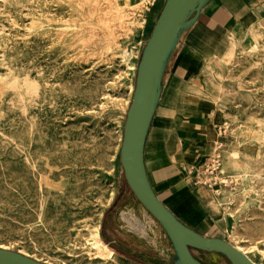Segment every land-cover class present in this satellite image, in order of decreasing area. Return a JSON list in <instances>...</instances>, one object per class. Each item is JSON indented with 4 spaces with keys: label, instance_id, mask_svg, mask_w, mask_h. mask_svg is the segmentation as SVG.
Returning a JSON list of instances; mask_svg holds the SVG:
<instances>
[{
    "label": "rangeland",
    "instance_id": "1",
    "mask_svg": "<svg viewBox=\"0 0 264 264\" xmlns=\"http://www.w3.org/2000/svg\"><path fill=\"white\" fill-rule=\"evenodd\" d=\"M164 2L0 0V248L44 264H104L90 261L86 243L90 228L99 225L113 250L103 232L110 219L113 231L120 228L137 246L160 251L164 264H173L162 226L131 194L120 160L137 67ZM117 6L127 11L124 21L115 18ZM133 19L140 22L135 29L128 22ZM262 47L227 62L213 60L224 85L225 116L220 105L200 108L217 130L226 126L223 150L228 140L251 156L249 179L237 184L222 177L226 183L215 197L226 220L218 234L255 264H264ZM185 49L186 42L172 65L162 107L185 92L180 87L188 93L196 82L184 86L183 73L176 72ZM206 70L196 78L210 77ZM223 188L232 194L227 209ZM118 193L126 197L113 212ZM194 254L205 264H231L218 254ZM114 256L111 264H129Z\"/></svg>",
    "mask_w": 264,
    "mask_h": 264
},
{
    "label": "crops",
    "instance_id": "2",
    "mask_svg": "<svg viewBox=\"0 0 264 264\" xmlns=\"http://www.w3.org/2000/svg\"><path fill=\"white\" fill-rule=\"evenodd\" d=\"M262 20L264 0H212L181 43L186 42V49L180 55L176 72L183 73L186 79V82L182 79V85L194 81L198 70L207 68L209 62L217 61L215 56L207 59L205 52L211 51L212 47H227L233 36L239 38L247 26ZM180 47L167 72L162 98L146 142V170L156 195L181 222L201 235L224 239L218 233L224 232L226 220L222 207L217 204L215 191L194 182L196 171L206 164L223 137L205 114L200 110L192 112L183 101L188 95L184 88L179 89L185 92L174 95L162 107ZM120 255L129 264H143Z\"/></svg>",
    "mask_w": 264,
    "mask_h": 264
},
{
    "label": "water",
    "instance_id": "3",
    "mask_svg": "<svg viewBox=\"0 0 264 264\" xmlns=\"http://www.w3.org/2000/svg\"><path fill=\"white\" fill-rule=\"evenodd\" d=\"M211 1L165 0L137 67L134 94L124 125L120 160L131 194L162 226L171 244L173 264H205L192 250L221 255L231 264H255L229 242L201 235L181 222L156 195L145 165V146L162 98L167 72L185 35L198 22L202 11ZM114 231L122 240L133 243L128 235L119 232L120 228L116 227ZM0 264L44 263L19 252L0 248Z\"/></svg>",
    "mask_w": 264,
    "mask_h": 264
},
{
    "label": "bare ground",
    "instance_id": "4",
    "mask_svg": "<svg viewBox=\"0 0 264 264\" xmlns=\"http://www.w3.org/2000/svg\"><path fill=\"white\" fill-rule=\"evenodd\" d=\"M114 11H116L115 12L116 13V15H115L116 19H118L119 21L120 20L124 21L126 19L125 17H126L127 11L125 9L121 8L120 6H117ZM104 17H106V16H104ZM263 21L264 20L260 21L259 25L256 26V27L251 26L247 30H244L239 38L233 36L230 39V43L228 44L227 47H224V48L214 47L209 53L206 54L207 59H212L215 56V57H217V58H215L217 61H221V62L226 61L227 62L228 60H231L238 53L243 54V55H252V54H255L256 52H258L261 48H263L262 46H264V44H262V42H263L262 40H263V36H264V30H262V22ZM128 22L130 23V28L131 29H135V27L137 25H140V22L137 19H133V20L128 21ZM206 69L207 70L205 71V73H206V75H210V77H199V78H196V82H195L192 90L188 91V95H186L185 99L183 100L185 103H187L189 105L190 109H192V112L193 111H198V110H200V108L202 110V108H205V107L207 108L208 106L220 105L221 104V100L223 99V95L225 94L224 85L220 81V79H218L217 74H215L216 66L214 65V63L213 62H209V64H208ZM0 93H1V91H0ZM20 97H21V95H20ZM35 98H36V96H35ZM209 103H210V105H209ZM220 112L223 114V116H225L224 107L221 106V105H220ZM262 143L264 144V142H262ZM227 145H228L227 149L226 150L225 149L222 150V153H221L224 163L222 165L220 174H221L222 177L228 176V177L232 178L233 182H235L237 184H239L241 182L244 183L245 181H247L249 179V177L251 175V172L253 170V167H252L253 163L251 161V156L249 154H244V153H242L239 150L232 149V147L230 146V142L228 140H227ZM228 147H230V148L228 149ZM246 148H248V147H246ZM249 151H248V153H249ZM252 152H253V150H252ZM256 162H257V160H256ZM258 163H260V161ZM258 180H260V179H258ZM65 183H67V182H65ZM221 191H222L223 196L226 198L224 202H226L227 204L225 203L224 205H225V207L227 209L228 202L230 201V198H231L232 194L230 192H228L224 188ZM238 198H241V196H239ZM86 246H87V248H86L87 255L89 256L90 261H94V262L95 261H100V262H102L104 264L116 263V258L114 256V251L109 249L106 246V244L103 242V239H102L101 234H100L99 225H96V226H93V227L90 228V230H89V238L87 239ZM236 248L238 250L242 251V249L240 247H236ZM242 252L244 254H246L250 258V260L252 262L255 263L254 259L249 254H247L244 251H242ZM61 264H67V263L66 262H61Z\"/></svg>",
    "mask_w": 264,
    "mask_h": 264
},
{
    "label": "flooded vegetation",
    "instance_id": "5",
    "mask_svg": "<svg viewBox=\"0 0 264 264\" xmlns=\"http://www.w3.org/2000/svg\"><path fill=\"white\" fill-rule=\"evenodd\" d=\"M125 197H126L125 194L120 195V193H118V196L114 200V204L112 206L113 212L118 207L119 203L125 199ZM103 232L106 238L108 239L109 244L118 253L128 258H131L134 261L143 263V264H164L162 252L142 250L140 246H137L138 243L135 240H133L134 237H132L131 235H129V237H130V240L133 241V243H131L130 241L126 242L122 240L119 236H116L115 231H113L112 220L110 221V219L109 220L107 219V221L105 222L104 228H103ZM125 232H128V231H125Z\"/></svg>",
    "mask_w": 264,
    "mask_h": 264
},
{
    "label": "built area",
    "instance_id": "6",
    "mask_svg": "<svg viewBox=\"0 0 264 264\" xmlns=\"http://www.w3.org/2000/svg\"><path fill=\"white\" fill-rule=\"evenodd\" d=\"M219 134L221 137L226 136V126L219 128ZM223 148L224 144L222 142H218L213 154L209 157L203 168L196 171L194 180L195 185L207 187L218 193L219 188H221L222 184L226 183V181L222 179V176L220 174L223 165V157L221 154Z\"/></svg>",
    "mask_w": 264,
    "mask_h": 264
},
{
    "label": "trees",
    "instance_id": "7",
    "mask_svg": "<svg viewBox=\"0 0 264 264\" xmlns=\"http://www.w3.org/2000/svg\"><path fill=\"white\" fill-rule=\"evenodd\" d=\"M195 251H196V250H192V253L194 254V253H195ZM198 252H200V251H198ZM202 253H205V252H202ZM194 255H195V254H194Z\"/></svg>",
    "mask_w": 264,
    "mask_h": 264
}]
</instances>
